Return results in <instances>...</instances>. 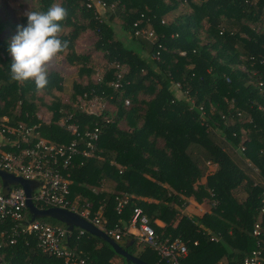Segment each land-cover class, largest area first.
Returning a JSON list of instances; mask_svg holds the SVG:
<instances>
[{
    "label": "trees",
    "instance_id": "1",
    "mask_svg": "<svg viewBox=\"0 0 264 264\" xmlns=\"http://www.w3.org/2000/svg\"><path fill=\"white\" fill-rule=\"evenodd\" d=\"M36 1L32 11H47L56 2ZM101 1L100 8H87L85 0L60 2L67 10L60 39L69 41V48L57 56L75 69L76 79L73 104L55 98L45 105L51 112L47 123L37 115L44 106L38 94L62 93L63 75L48 72L42 90L34 81H12L10 43L1 34L8 28L17 35L27 18L0 21V123L6 118L12 126H36L56 145L75 137L67 124L77 125L79 132L98 128L94 156H76L68 169L70 201L88 203L91 215L101 212L109 227L118 223L121 228L139 206L159 240L185 242L181 264H242L256 248L254 223L264 221V32L253 27L264 21V0ZM178 10L182 13L171 15ZM113 18L121 20L131 43L116 37ZM136 29L152 30L156 39L136 36ZM87 30L96 35L93 49L108 65L96 80L90 52L76 51ZM113 63L126 71L119 89L112 85L118 71ZM84 95L101 98L99 115H88L74 103ZM105 181L110 191L101 189ZM237 189L242 192L234 196ZM121 195L130 199L117 214L115 197ZM191 202L215 204L205 213H186ZM25 215L30 219L28 210ZM39 220L66 227L51 218ZM12 226L7 220L0 232ZM79 231L73 229L68 245L89 264H132L103 239ZM0 243V264H63L42 253L34 236L20 234L14 244L0 236ZM117 243L147 264L159 261L150 248L138 252L130 235Z\"/></svg>",
    "mask_w": 264,
    "mask_h": 264
},
{
    "label": "built area",
    "instance_id": "2",
    "mask_svg": "<svg viewBox=\"0 0 264 264\" xmlns=\"http://www.w3.org/2000/svg\"><path fill=\"white\" fill-rule=\"evenodd\" d=\"M85 5L87 8L104 7L101 0H85ZM134 34L151 41L156 39L154 32L148 29H136ZM112 65L118 68L112 85L114 89H119L123 85L122 75L126 71L119 69L117 63ZM128 83L126 81V84ZM125 104H128L127 100ZM76 105L84 113L94 116L99 115L104 108L101 98L95 96L88 98L86 95L79 98ZM3 121L0 123V170L25 180L38 182V186L31 193V200L35 206L37 203L46 208L55 207L73 211L102 230L115 242L120 241L124 236L134 237L138 252L150 248L156 253L159 258L156 264H181L187 255L185 242L180 238L159 240L148 217L139 206L133 207L127 226L121 228L116 223L109 227L107 219L101 212L91 215L88 203L79 206L77 199L74 202L69 200L68 169L76 156L84 158L94 156L100 132L98 128L79 132L77 125L67 124L66 130L75 137L68 144L56 145L42 138L36 131V126L28 127L21 123L12 126L5 123L6 118H3ZM61 124L63 125L62 122ZM238 150L243 151L244 148L235 149L234 152ZM206 166H210V163L206 162ZM129 199L128 195L115 197L117 214L123 211ZM27 210L26 195L22 188L12 185L8 191L3 192L1 184L0 225L10 220L13 226L1 231L0 236H5L9 244H14L20 234L31 235L34 236L37 248L42 253L61 259L63 264H89L85 258L70 249L68 239L72 231L39 219L30 221L25 215ZM261 212H264V208ZM83 232V230L79 231L80 234ZM251 235L256 241V248L244 257L242 264H264V221L259 219L254 223ZM210 240L217 241V237L211 235Z\"/></svg>",
    "mask_w": 264,
    "mask_h": 264
},
{
    "label": "clouds",
    "instance_id": "3",
    "mask_svg": "<svg viewBox=\"0 0 264 264\" xmlns=\"http://www.w3.org/2000/svg\"><path fill=\"white\" fill-rule=\"evenodd\" d=\"M25 15L27 25H18L8 49L12 57L10 79L34 81L37 90H42L49 83L47 66L69 48V41L60 39L67 10L54 4L47 11H28Z\"/></svg>",
    "mask_w": 264,
    "mask_h": 264
},
{
    "label": "rangeland",
    "instance_id": "4",
    "mask_svg": "<svg viewBox=\"0 0 264 264\" xmlns=\"http://www.w3.org/2000/svg\"><path fill=\"white\" fill-rule=\"evenodd\" d=\"M61 0H56L55 4L60 5ZM37 6V1L36 0H0V21H7L9 23H16L20 16L25 15L28 11H32L35 9ZM103 13V12H102ZM179 13H182V11H176L172 12L171 15H174L176 17ZM104 16V14H102ZM169 18H172L173 16L168 15ZM168 18V19H169ZM110 24L115 30V35L117 38L122 39L123 41L127 43H131L128 38L125 36L121 29V20L118 18H113L110 20ZM253 25V24H249ZM257 31H262L264 32V21L256 23L253 26ZM16 35L13 34L8 28H6L2 34L1 37L5 38L11 43L12 39ZM97 37L94 34L93 31L87 30L85 31L76 41V51L79 53H88L90 52V55L92 57L91 65L93 66L95 70V74L93 75V79L96 80L98 79L101 74L103 73L105 67H108L106 61L102 57L101 52H95L93 47L94 43L96 41ZM11 56V55H10ZM12 58V57H11ZM47 71H56L60 76L61 74L63 75V92H56L54 95H41L38 94L40 97H42L44 106L39 108L38 115L40 120H45V121H50L51 119V112L47 110L45 107L48 106L53 99L58 98L60 100L65 101L67 104H71V93H72V88L71 84L72 82L76 79V73L75 69L72 67L67 66L65 63V60L62 56H56L47 66ZM86 81V80H85ZM83 81V82H85ZM76 103V102H74ZM73 104V103H72ZM1 140V138H0ZM241 189H237L234 191V196H239L240 195ZM204 205V204H203ZM200 205V206H203ZM189 208H192V212L194 213H201L198 211V207L195 206L193 203L188 205ZM209 206H213V203L205 202L204 208L208 209ZM49 222V221H48ZM51 224V223H50Z\"/></svg>",
    "mask_w": 264,
    "mask_h": 264
},
{
    "label": "water",
    "instance_id": "5",
    "mask_svg": "<svg viewBox=\"0 0 264 264\" xmlns=\"http://www.w3.org/2000/svg\"><path fill=\"white\" fill-rule=\"evenodd\" d=\"M0 181L2 188L5 191L10 189V186H20L26 195V207L30 214V221L39 218H51L60 223H63L69 231L77 228L85 231L86 233L95 237L101 238L111 245L115 253L126 261L132 264H147L135 255L129 254L125 249H122L120 245L107 236L102 230L96 228L86 219L80 217L77 213L65 209L49 207L45 209H39L31 200V193L38 186V182L22 179L21 177L14 176L10 173L0 170Z\"/></svg>",
    "mask_w": 264,
    "mask_h": 264
},
{
    "label": "crops",
    "instance_id": "6",
    "mask_svg": "<svg viewBox=\"0 0 264 264\" xmlns=\"http://www.w3.org/2000/svg\"><path fill=\"white\" fill-rule=\"evenodd\" d=\"M37 115H38V113H37ZM38 118H39V115H38ZM42 122H44V123H47L48 121H45V120H42ZM236 161H237V159H235ZM111 183H108L107 181H105L104 183H103V185L101 186V189H104V190H107V191H110L111 190ZM192 203V202H191ZM205 205V203L203 202L202 204H200V205ZM194 205L195 206H199L198 207V211H200L201 213H205V212H208V211H210V206H209V208L208 209H206V208H204V205L203 206H200V205H198V204H195L194 203ZM184 211L186 212V213H194V212H192V208L190 209L189 208V206H187L186 207V209H184ZM201 213H199V214H201ZM155 224L156 225H158V226H163V224L160 222V221H155ZM219 264H222L221 262L219 263Z\"/></svg>",
    "mask_w": 264,
    "mask_h": 264
}]
</instances>
